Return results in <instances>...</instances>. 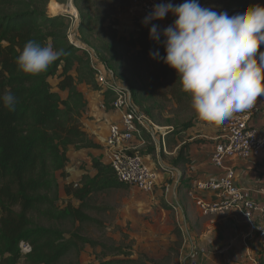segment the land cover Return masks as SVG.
I'll return each mask as SVG.
<instances>
[{
	"label": "trees",
	"instance_id": "16d2710c",
	"mask_svg": "<svg viewBox=\"0 0 264 264\" xmlns=\"http://www.w3.org/2000/svg\"><path fill=\"white\" fill-rule=\"evenodd\" d=\"M50 1L0 0V98L6 92L17 98L15 111H9L0 99V264H84L80 257L86 246L112 255L88 264H137L131 252L60 227L65 223L73 226L95 223L85 213L90 199L127 185L118 182L110 165L98 156H91L93 174L83 175L77 185L65 184L63 193L68 200L64 207L59 205L60 179L69 178V154L101 149L84 131L81 120L87 100L79 87L100 89L88 54L79 52L70 43V19L49 15ZM98 1H73L80 16L81 42L97 52L115 78L130 88L136 107L155 125L162 126L153 115L155 107L150 105H156V96L192 103L191 95L182 90L175 69L150 56L154 51H159L162 57L166 55L163 43L157 44L149 37L151 24L142 27L132 38L113 32L112 38L106 40L97 33V28L104 23L92 14L91 7ZM174 3L182 4L184 0H174ZM199 3L216 12H227L229 16L257 4L264 6V0H199ZM175 19L174 16L170 25ZM153 24L164 29L159 23ZM29 40L41 45L50 43L54 49H62L64 55L39 75L25 74L19 70L16 60ZM132 50L159 67L151 73L148 84L128 75L126 58ZM114 97L113 90L103 93L106 110L112 109ZM198 120L196 114L190 121L167 130L165 137L187 131ZM187 149L188 146L180 149L173 161L175 165L188 161L184 156ZM153 152L154 149H148L137 154L145 156Z\"/></svg>",
	"mask_w": 264,
	"mask_h": 264
},
{
	"label": "crops",
	"instance_id": "0c3cea01",
	"mask_svg": "<svg viewBox=\"0 0 264 264\" xmlns=\"http://www.w3.org/2000/svg\"><path fill=\"white\" fill-rule=\"evenodd\" d=\"M133 13L144 19L141 14ZM82 87L84 85L79 89L85 95L87 108L81 122L84 131L101 149L99 152L88 150L69 154L75 157L76 163L71 159L67 169V184L74 182L76 185L83 175L93 174L91 167L87 171L83 169L82 159L98 156L106 164L104 147L110 126L120 120L118 113L102 108L104 98L101 91H87ZM224 123L215 125L198 120L187 131L165 137L164 147L157 137L153 139L149 135L133 142L137 152L154 149L153 153L144 156L149 166L159 173L155 192L149 197L155 198L164 210L165 225L169 222L175 231L178 230L181 241L179 247L167 248L169 252H176L175 264H259L264 254L259 241L250 235L255 220H250L245 212L233 210L227 214L205 216L196 204L199 199L208 202L217 199L215 193L201 191L198 185L224 172L211 161ZM251 125L262 132L264 112L255 115ZM183 146H188L184 154L188 161L175 165L173 161ZM160 165L163 169L159 168ZM226 167L234 170L235 185L244 192L246 198L256 199L264 193V152L248 160H230ZM73 173L77 174L76 180Z\"/></svg>",
	"mask_w": 264,
	"mask_h": 264
},
{
	"label": "clouds",
	"instance_id": "9594fccd",
	"mask_svg": "<svg viewBox=\"0 0 264 264\" xmlns=\"http://www.w3.org/2000/svg\"><path fill=\"white\" fill-rule=\"evenodd\" d=\"M168 13L176 17L173 24L161 30L152 23ZM142 23L151 24L150 39L163 43L166 52L163 57L159 51L150 56L176 70L199 120L221 125L264 97V6L257 4L229 16L202 7L199 0L160 3ZM63 55L50 43L29 40L16 63L20 71L35 76ZM0 99L9 111L16 110L14 94L6 92Z\"/></svg>",
	"mask_w": 264,
	"mask_h": 264
},
{
	"label": "rangeland",
	"instance_id": "374dc122",
	"mask_svg": "<svg viewBox=\"0 0 264 264\" xmlns=\"http://www.w3.org/2000/svg\"><path fill=\"white\" fill-rule=\"evenodd\" d=\"M54 1L56 0L50 1L49 15L66 17H70V13L77 15L78 11L74 3L72 5L69 0L65 4L56 2L59 5L56 7V4H52ZM168 2L175 5L174 0H168ZM133 10L132 0H99L91 7L92 14L104 23L103 27L97 28V33L106 40L112 38L113 32L127 38L136 37L145 25L141 18L136 17ZM173 18L171 13L170 19L161 26L166 28ZM77 21L80 22L79 13ZM126 64L129 70L128 75L138 77V81L143 84H148L151 73L159 68L155 63L149 64L135 50L127 55ZM82 88L87 91L93 90L90 87L85 88V86ZM257 104L260 106V112L263 113L264 97L258 99ZM150 105L155 107L153 115L160 121L161 127L166 128V131L190 121L196 115L192 103H178L169 97L162 98L160 94L156 96V105L152 103ZM73 157L72 155L71 159L74 162L76 159ZM90 159L87 156L81 160L85 171L91 167L89 166ZM76 176L77 174L73 173L74 180L78 178ZM67 182L68 179H60L62 200L59 205L62 207L68 200L63 193V186ZM85 213L95 220V223L82 226L65 223L60 227L67 231H77L81 236L100 244L131 252L133 258L137 260V264H175L176 252H169L167 248L173 246L177 249L181 243L180 238L171 223L168 222L165 225L164 210L155 198L149 197V194L129 185L127 188L112 189L93 196ZM43 225L49 224L43 222ZM107 256L111 257L112 255L103 253L101 249H91L86 246L81 254L80 262L95 263L102 261ZM260 261L264 264V254L259 259V264Z\"/></svg>",
	"mask_w": 264,
	"mask_h": 264
},
{
	"label": "built area",
	"instance_id": "2783aa9c",
	"mask_svg": "<svg viewBox=\"0 0 264 264\" xmlns=\"http://www.w3.org/2000/svg\"><path fill=\"white\" fill-rule=\"evenodd\" d=\"M73 1L69 0L72 5ZM56 2L52 4L58 5ZM160 3L169 2L132 0L133 11L144 18L153 10L154 5ZM77 15L70 13V17L68 16L71 22L70 43L79 52L88 54L90 67L100 91L115 92L111 110L120 115L119 122L110 126L104 147L105 162L113 169L119 183L136 187L141 192L151 195L157 187L159 173L149 166L144 156L137 154L138 149L133 142L136 139H144V135H149L153 139L157 137L164 147L166 129L155 125L136 107L130 88L115 78L113 71L103 63L97 52L81 42ZM170 15L171 13H168L163 20H154L152 23L162 25L170 19ZM102 108L106 109L105 105ZM259 112L260 106L256 103L252 109L236 113L225 121L222 135L217 140L211 158L212 164L224 172L217 178L198 185L201 191L215 193L217 199L212 202L199 199L196 204L205 216L227 214L233 210L245 212L250 220H255L250 235L255 236L264 251V193L256 199L246 198L244 192L235 185L234 170L226 167L230 160H248L259 157L264 152V129L260 132L251 125L254 116ZM159 168L163 169V166L160 165ZM26 248L24 246V249Z\"/></svg>",
	"mask_w": 264,
	"mask_h": 264
},
{
	"label": "bare ground",
	"instance_id": "6f19581e",
	"mask_svg": "<svg viewBox=\"0 0 264 264\" xmlns=\"http://www.w3.org/2000/svg\"><path fill=\"white\" fill-rule=\"evenodd\" d=\"M73 1V0H72ZM76 11V10H75Z\"/></svg>",
	"mask_w": 264,
	"mask_h": 264
}]
</instances>
